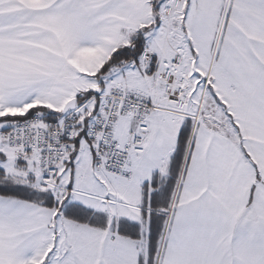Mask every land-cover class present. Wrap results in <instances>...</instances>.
Here are the masks:
<instances>
[{
  "label": "snow or ice",
  "instance_id": "1",
  "mask_svg": "<svg viewBox=\"0 0 264 264\" xmlns=\"http://www.w3.org/2000/svg\"><path fill=\"white\" fill-rule=\"evenodd\" d=\"M0 264H264V0H0Z\"/></svg>",
  "mask_w": 264,
  "mask_h": 264
}]
</instances>
